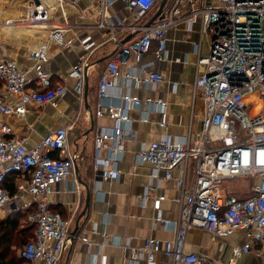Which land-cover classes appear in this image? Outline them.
Segmentation results:
<instances>
[{"label": "built area", "instance_id": "built-area-1", "mask_svg": "<svg viewBox=\"0 0 264 264\" xmlns=\"http://www.w3.org/2000/svg\"><path fill=\"white\" fill-rule=\"evenodd\" d=\"M32 1L27 19L45 26L48 40L26 46L32 65L23 67L2 54L0 31V115L23 118L33 106L55 105L68 87L55 83L45 66L50 43L66 49L73 47L75 31L80 27L106 32V41L113 42L116 49L100 76L95 115L114 119L115 126L96 133L95 169L103 177H117L120 173L123 123L129 119V109L153 101L128 90L120 95L119 104H108L104 99L109 89L120 77L128 87L161 83L164 77L157 65L167 57L169 29L180 23L191 26L200 22L202 32L210 37V53L198 55L203 72L194 81L195 90L202 93L205 101L201 130L193 140L162 136L143 143L138 153L139 162L150 166V177L156 181L150 183L146 194L157 189L161 178L174 181L178 191L174 199L180 203L178 219L170 221L161 215L154 219L172 225L174 237L163 240L149 236L141 246L127 241L125 247L134 260L153 262L162 253L173 264H240L246 255L264 256V0H167L149 26L146 23L160 0H88L84 9L91 12V23L76 24L69 22V10L77 12L81 0ZM117 2L122 3L123 12L116 7ZM56 10L61 12L58 21L53 22ZM132 33L134 36L124 42ZM94 45L91 36L82 39L84 53L71 71L74 89L81 99ZM198 50L196 43L195 51ZM150 52L153 57L141 64L143 74L122 72L121 67L128 65L131 56L141 60ZM158 103L165 108L162 99ZM249 103L252 105L247 109ZM142 119L146 120V115ZM165 124L163 117L160 126ZM11 133V124L0 121V206L7 201L17 203L37 226L35 237L21 249V256L57 264L70 239L71 220L51 209L50 194L55 185L74 174L77 154L70 151L69 128L59 126L33 145L25 137ZM110 141L117 143L115 149L109 148ZM103 150L108 152L105 158L101 156ZM190 159L195 160V174L188 187L185 175L176 176L174 172ZM110 164L113 169H107ZM13 172L20 177L17 191L10 194L4 183ZM246 182L243 192L228 188L231 183L240 188L239 183ZM165 198L156 197L154 208L159 209ZM193 228L208 232L214 241L236 234L239 241L226 258L190 251L186 242ZM78 239L89 249L96 244L87 232Z\"/></svg>", "mask_w": 264, "mask_h": 264}, {"label": "crops", "instance_id": "crops-1", "mask_svg": "<svg viewBox=\"0 0 264 264\" xmlns=\"http://www.w3.org/2000/svg\"><path fill=\"white\" fill-rule=\"evenodd\" d=\"M87 5L88 0H81L77 12L69 10V22L91 23V12L84 9ZM116 5L123 12L122 3L117 2ZM52 19L55 22L54 16ZM6 24V21H2L0 25V31L4 34L2 54L14 59L20 66L30 67L32 60L27 55L26 46L48 40L46 28L27 27L29 31L25 32L18 30V24L14 23L16 27ZM11 28L15 31H5ZM75 32L76 42L69 49L50 43L49 60L45 65L55 83H62L68 87L66 94L55 105L49 103L33 106L23 118L0 115V121L11 124L10 135L25 137L29 145L35 144L59 126L69 128V145L71 138L74 137L75 150L73 151L70 145V151L77 154L75 162L79 170L78 172L74 170L72 176L55 185L50 194L51 207L71 220L70 239L57 264H173L172 260L162 253H158L153 262L145 259L134 260L131 258L130 250L125 247L127 241L132 246H141L144 239L149 236L163 240L173 238L172 225L155 222L154 219L161 215L164 219L175 221L180 212V203L174 199L178 191L173 180L161 178L157 189L146 194L150 183L156 181L150 177V166L139 162L138 153L143 143L158 140L162 136L178 141L193 140L197 137L202 127L205 101L202 93L195 90L194 81L203 72L202 65L198 63V55L206 56L210 53V37L202 32L199 21L191 26L188 23H180L172 27L168 31L167 57L157 65L164 77L161 83L149 82L139 88L128 87L120 77L118 83L109 89V95L104 99L108 104H119L120 95L128 90L143 99L151 98L153 101L144 103L140 108L129 109V119L123 123V152L118 161L120 173L117 177H103L95 169L96 133L101 128L112 129L115 120L95 115L100 76L111 57L103 62L97 61L112 54L116 45L106 41L107 33L102 30L80 27ZM86 36H91L95 45L89 55L87 94L85 86L81 99L74 89L75 78L71 71L84 53L82 39ZM196 43L199 44L198 52L195 51ZM152 57V52L141 60L131 56L128 65L122 66L121 70L143 74L141 64ZM158 99L165 102V108L158 103ZM90 110L93 111L94 120L90 116ZM143 115H146V120L142 119ZM163 117L166 124L161 127ZM92 127L90 133L86 134ZM89 137L92 138L91 146L86 142ZM81 140H84L83 143ZM116 147V142H109V148ZM107 154L108 152L103 150L101 156L105 158ZM113 168L112 164L107 166V169ZM194 170L195 160L190 159L181 164L174 173L176 176L185 175L187 186L190 187L194 179ZM84 183L92 187V195L89 214L80 219L87 200ZM229 186L235 184L231 183ZM239 186L244 188L245 183H239ZM161 195H165L166 198L161 201L160 208L155 209L154 200ZM25 211L27 210L20 208L17 203L7 201L0 206V222L17 217L19 212ZM17 220L18 227L11 233L14 235H9L4 241L11 243L10 257L15 255L19 258L22 257L20 254L22 246L27 241V233L21 229L27 225L23 217H17ZM26 220L30 222L28 218ZM76 227L78 230L73 235ZM82 232H87L96 242L91 249L78 239ZM238 236L239 234H236L227 239L214 241L208 232L193 228L188 232L186 249L226 258L230 255L233 244L239 241ZM252 256L264 257L249 254L241 259L240 264H253ZM26 261V264H47L43 259Z\"/></svg>", "mask_w": 264, "mask_h": 264}, {"label": "trees", "instance_id": "trees-1", "mask_svg": "<svg viewBox=\"0 0 264 264\" xmlns=\"http://www.w3.org/2000/svg\"><path fill=\"white\" fill-rule=\"evenodd\" d=\"M20 175L17 172L10 173L7 177L4 185L6 189L9 191L10 194H14L17 191L16 188V181L19 179ZM52 210L57 211L56 209ZM59 212V211H58ZM17 217H23L26 227H23L21 230L23 232H26V238L27 241L25 245L32 240L37 231V226L34 223L28 222L27 219V211L21 213L19 212ZM17 217L9 218L8 220L4 222H0V264H26V259L24 257H17L14 255V257H10L12 248L11 243H5L4 239L7 238L15 229L18 227V220ZM12 234L11 236H13ZM24 245V246H25ZM24 246H22L24 248Z\"/></svg>", "mask_w": 264, "mask_h": 264}, {"label": "rangeland", "instance_id": "rangeland-1", "mask_svg": "<svg viewBox=\"0 0 264 264\" xmlns=\"http://www.w3.org/2000/svg\"><path fill=\"white\" fill-rule=\"evenodd\" d=\"M57 1V0H56ZM161 1V0H160ZM159 1V3H160ZM33 3L32 0H0V20L1 21H10V23H15L18 24V30L22 31H29L27 28V25L30 24L29 20L27 19L28 13L30 11V7L32 6L31 4ZM158 3V4H159ZM158 6V5H157ZM55 8V7H54ZM58 9V8H56ZM61 12V11H60ZM60 12L56 10L54 17H55V22L58 21V18L60 16ZM28 21V22H27ZM16 30V31H18ZM5 31H15V29L11 28L9 30ZM4 34L2 33V36ZM251 103L248 104L247 109H250ZM73 136V135H71ZM73 138H71L70 145L72 150H75V144L73 142ZM84 140H81V143H83ZM86 142L91 146L92 143V138H88ZM244 181V180H243ZM248 185V183H245ZM236 186V185H235ZM235 186H229V190L233 189H239V187ZM246 190V189H245ZM241 192L244 191V188H240ZM246 192V191H245ZM252 263L253 264H264V257H256L252 256Z\"/></svg>", "mask_w": 264, "mask_h": 264}, {"label": "water", "instance_id": "water-1", "mask_svg": "<svg viewBox=\"0 0 264 264\" xmlns=\"http://www.w3.org/2000/svg\"><path fill=\"white\" fill-rule=\"evenodd\" d=\"M166 2H167V0H161V1H160V3L158 4V8H157V10L155 11L153 17H152V18L146 23L147 26L151 25V24L154 22V20H155L160 14H161V12H162V10H163V8H164ZM36 3L39 4V3H40V0H36ZM134 34H135V33H132V34L128 35V36L125 38L124 42L129 41V40L134 36ZM112 54H113V52H112ZM112 54H110V55H108V56H106V57H103V58L99 59V60L97 61V63L105 61L108 57H111ZM87 87H88V75L86 76V93H85V94H87ZM86 98H87V97H86ZM90 113H91L90 116H91L92 120H94V114H93V111L90 110ZM92 129H93V127H92L89 131H87L86 134H89L90 131H91ZM75 170H76L77 172H78V170H79L78 165H77L76 162H75ZM84 185L86 186V189H87V200H86V206H85L84 210L82 211V213H81V215H80V219H81L83 216H86V215L89 214L88 210H89V207H90V199H91V195H92V187H90L89 185H87V184H85V183H84ZM77 230H78V227H76V229L72 232V234L75 235L76 232H77Z\"/></svg>", "mask_w": 264, "mask_h": 264}, {"label": "bare ground", "instance_id": "bare-ground-1", "mask_svg": "<svg viewBox=\"0 0 264 264\" xmlns=\"http://www.w3.org/2000/svg\"><path fill=\"white\" fill-rule=\"evenodd\" d=\"M10 26L11 27H16V25L14 23H10ZM28 28L30 29H43L45 26H41V25H38V24H35V23H30L27 25Z\"/></svg>", "mask_w": 264, "mask_h": 264}]
</instances>
